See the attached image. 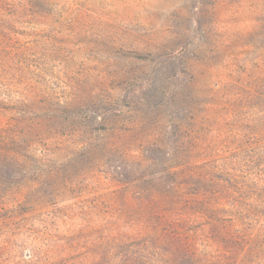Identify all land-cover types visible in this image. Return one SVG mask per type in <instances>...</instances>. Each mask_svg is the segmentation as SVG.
Returning <instances> with one entry per match:
<instances>
[{"label":"rangeland","instance_id":"374dc122","mask_svg":"<svg viewBox=\"0 0 264 264\" xmlns=\"http://www.w3.org/2000/svg\"><path fill=\"white\" fill-rule=\"evenodd\" d=\"M263 204L264 0H0V264H264Z\"/></svg>","mask_w":264,"mask_h":264},{"label":"trees","instance_id":"16d2710c","mask_svg":"<svg viewBox=\"0 0 264 264\" xmlns=\"http://www.w3.org/2000/svg\"><path fill=\"white\" fill-rule=\"evenodd\" d=\"M230 194H231V196H233V197H231ZM230 194L228 193V195H227V197H226L227 199H232V200L237 199V198L239 199V197H240V195H241V193H237V192H235V191H234V192L231 191ZM229 201H230V200H229ZM232 204H233V205L236 204V205H235L236 208H239L240 206H242V205H238V203H235V202H233V201H232ZM232 204H231V205H232ZM263 206H264V204H263Z\"/></svg>","mask_w":264,"mask_h":264}]
</instances>
